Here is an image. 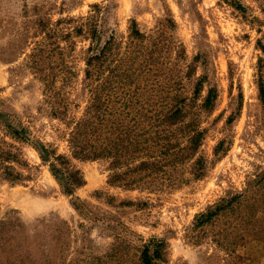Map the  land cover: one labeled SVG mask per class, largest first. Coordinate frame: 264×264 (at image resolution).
Masks as SVG:
<instances>
[{"label":"rangeland","instance_id":"rangeland-1","mask_svg":"<svg viewBox=\"0 0 264 264\" xmlns=\"http://www.w3.org/2000/svg\"><path fill=\"white\" fill-rule=\"evenodd\" d=\"M260 41L264 0H0V142L26 163L14 165L21 181L0 174V264H144L146 247L160 252L154 264H264ZM40 49L52 52L40 67L58 73L72 119L90 102L88 59L107 50L103 81L172 142L164 168L126 187L110 183L112 160L73 159L65 116L39 111ZM176 108L185 117L167 126ZM188 128L204 133L192 154ZM42 146L82 173L72 196Z\"/></svg>","mask_w":264,"mask_h":264},{"label":"trees","instance_id":"trees-1","mask_svg":"<svg viewBox=\"0 0 264 264\" xmlns=\"http://www.w3.org/2000/svg\"><path fill=\"white\" fill-rule=\"evenodd\" d=\"M135 32L136 36L140 35L138 31ZM258 47L264 53V44L261 41ZM106 51L102 50L87 61L89 69L85 76L89 81L87 86L90 102L88 101L83 115L74 119L67 116L68 101L61 88L57 87L58 73L52 71L53 68L46 70L40 67L42 60L52 59V52L45 53L40 49L38 54H34L31 57L36 70L34 73L44 86L45 96L39 111L53 118L65 116L62 118L69 129L67 142L73 159L80 161L110 159L111 166L115 170L110 180L111 184L119 183L126 187L144 185L146 178H150L164 168L166 160L171 156L172 142L153 133L155 125L151 117L145 113L144 107H140L137 101L131 99L121 103L116 99L114 90L106 85L107 81H103L106 72H110L106 67L108 62ZM110 74L111 72L108 73ZM60 81L65 83V77H61ZM260 90L264 101V87L261 86ZM210 104L211 101L208 99L206 108ZM184 115L182 108H176L162 119H166L165 123L169 124L167 126H171L176 120L183 119ZM188 129V146L183 151L192 154L201 146L204 133L198 128ZM8 131L13 139L27 142V138L19 131L12 127H8ZM9 147L10 150H6L0 142V174L3 179L16 183L21 181L22 176L16 172L14 165L25 166L26 163L22 161L21 155L13 146ZM38 150L43 164L49 167L67 195L72 196L77 189L84 186L82 173L73 167L67 156L59 155L57 150L50 146H42ZM237 199L239 198L232 199L227 207L229 208ZM157 258H160L158 250L152 256L150 248H145L142 258L144 264H154L153 260Z\"/></svg>","mask_w":264,"mask_h":264}]
</instances>
